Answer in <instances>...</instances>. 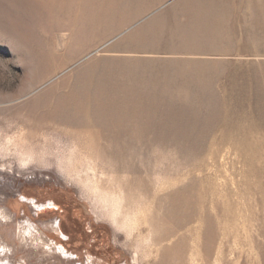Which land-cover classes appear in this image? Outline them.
Returning a JSON list of instances; mask_svg holds the SVG:
<instances>
[{"label":"rangeland","instance_id":"obj_1","mask_svg":"<svg viewBox=\"0 0 264 264\" xmlns=\"http://www.w3.org/2000/svg\"><path fill=\"white\" fill-rule=\"evenodd\" d=\"M151 1L140 14L150 1L115 0L134 19L75 58L61 55L50 76V64L38 69L36 54L0 33V264H264V22L248 14L216 27L165 15L159 25L172 0ZM240 1L243 11L264 9V0ZM193 39L194 52L160 49ZM94 59L95 74L109 65L130 77L104 83L135 84L156 103L109 94L108 111L136 110L137 119L54 123L34 136L13 119L53 89L47 109ZM110 143L133 155L113 158ZM186 187L190 204L166 201Z\"/></svg>","mask_w":264,"mask_h":264},{"label":"bare ground","instance_id":"obj_2","mask_svg":"<svg viewBox=\"0 0 264 264\" xmlns=\"http://www.w3.org/2000/svg\"><path fill=\"white\" fill-rule=\"evenodd\" d=\"M6 1L7 3H4L0 0V33L20 42L25 47L22 51L27 52L29 56L31 53L36 54L33 62L38 69L50 64V69L47 67L50 71L49 76L59 70V68L61 69L63 64L58 62V58L61 55H66L65 57L71 59L75 58L86 51L95 38L111 34L113 31L120 29L124 23L132 21L133 17L136 16L134 14L123 15L127 13L117 10V4L113 5L115 0H96L98 4L96 8L91 7L95 0ZM142 32V28L136 29L126 37V40L136 39L137 36L143 34ZM139 41L141 42V39ZM34 46L39 48L36 47L37 49H35ZM115 46L117 47L118 45ZM133 47H137V44ZM107 58L104 57L103 59L107 60ZM100 61L99 59H94L87 62L85 67L77 74L78 81L69 90L59 93L54 103L47 109H42V107L45 105L47 95L54 93L53 89H49L39 95L38 99L26 108L12 111L13 119L15 120L16 118L21 124L25 125L28 134H33L34 136L37 131H45L50 127V124L54 123L92 126L104 119L116 117H118L116 119L119 122L125 121V119L132 121L137 119L136 110L110 109L111 111H108L109 108L106 107L115 103L107 99L109 94H119L121 96L137 94V96H140L138 100L127 101L128 104L133 105L156 103V101L146 100L149 94L134 92L137 89L135 84L124 86L120 83H104V81L112 78L121 80V77L126 79L130 77H128L129 74L125 75L124 72H122L124 74H120L118 69L115 68V70L109 65H106L105 69L101 70L98 75L95 74L93 69L100 65ZM63 83L65 85L66 80ZM92 86L95 88L94 92L91 91ZM146 87H151V85L147 84ZM259 104H264V98L258 100L257 107L259 110L261 109V114H263ZM109 112L111 115H109ZM101 129L96 131V138L103 135ZM40 135L42 136V134ZM149 144L150 142L146 145ZM114 147V143H110L107 147V152L113 158L116 156L125 158L133 155L130 151H126L125 145L121 144L119 149H114ZM26 152L28 156H31V149ZM120 167L125 170L126 164L122 163ZM129 169L135 172L140 170L138 165H130ZM138 186L142 187L143 185L138 182ZM143 189L145 188L143 187ZM187 189L189 187L181 189L179 192L167 193L165 195L166 201L168 203L179 202L178 205L185 206L190 204L191 197L187 196L185 192ZM175 211L176 208L171 213ZM190 216L191 214L188 216L183 213L181 219L184 222ZM114 221L117 222L115 216ZM46 245L50 247L49 244Z\"/></svg>","mask_w":264,"mask_h":264},{"label":"crops","instance_id":"obj_3","mask_svg":"<svg viewBox=\"0 0 264 264\" xmlns=\"http://www.w3.org/2000/svg\"><path fill=\"white\" fill-rule=\"evenodd\" d=\"M148 2L149 5L143 8L137 7L135 11L140 12V14L145 13V9L149 8V6L152 5V2L154 1L148 0ZM241 4L242 2L240 0H172L168 1L164 4V6H162V10H160V13L157 16L160 17L161 21L159 25H164L166 23V21L163 19L165 15H171V17L174 16L175 19L172 18L171 23L175 24L193 23L197 25L206 23L216 27H219L218 22L224 24L222 27H225L227 23L240 22L242 21L241 16L248 14L253 15L254 17H249L247 21L264 22V9L260 7V5L256 4L257 7L254 8L253 11L248 12L247 10L243 11L241 9ZM166 5L170 6L165 8ZM161 29L164 28L162 27ZM192 42L193 43L189 46L175 45L170 47L160 45L162 47L160 49H164V52H169L168 49H176V52H194L193 50L199 49L201 47L200 40L193 39Z\"/></svg>","mask_w":264,"mask_h":264}]
</instances>
